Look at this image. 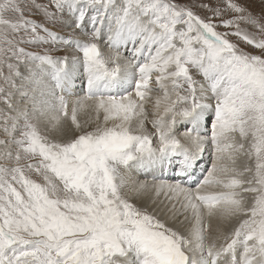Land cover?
Here are the masks:
<instances>
[{"label":"snow or ice","instance_id":"snow-or-ice-1","mask_svg":"<svg viewBox=\"0 0 264 264\" xmlns=\"http://www.w3.org/2000/svg\"><path fill=\"white\" fill-rule=\"evenodd\" d=\"M0 264H264V0H0Z\"/></svg>","mask_w":264,"mask_h":264},{"label":"bare ground","instance_id":"bare-ground-1","mask_svg":"<svg viewBox=\"0 0 264 264\" xmlns=\"http://www.w3.org/2000/svg\"><path fill=\"white\" fill-rule=\"evenodd\" d=\"M76 91H77L78 94H81L82 95V93H79V81H77V89H76Z\"/></svg>","mask_w":264,"mask_h":264},{"label":"rangeland","instance_id":"rangeland-1","mask_svg":"<svg viewBox=\"0 0 264 264\" xmlns=\"http://www.w3.org/2000/svg\"><path fill=\"white\" fill-rule=\"evenodd\" d=\"M59 50H60L61 52H63V51H64L63 46H61ZM105 50L107 51V48H105Z\"/></svg>","mask_w":264,"mask_h":264}]
</instances>
